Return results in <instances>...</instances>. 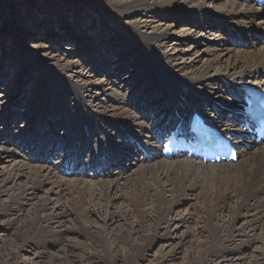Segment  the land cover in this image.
Returning a JSON list of instances; mask_svg holds the SVG:
<instances>
[{
	"label": "rangeland",
	"instance_id": "1",
	"mask_svg": "<svg viewBox=\"0 0 264 264\" xmlns=\"http://www.w3.org/2000/svg\"><path fill=\"white\" fill-rule=\"evenodd\" d=\"M193 1L199 3L210 15L225 10L222 3L224 0ZM127 2L128 0H0V133L8 132L9 138V143L4 144L1 140L3 137H0V264H264V227L253 233L247 231L240 236L231 233L232 236L228 239L227 226L232 224L238 228L246 219L243 215L237 217L232 209L210 213L202 208L200 199L181 197L178 201L170 200L171 212L163 219L150 218L154 216L146 211L145 220L140 222L139 217L128 214L129 206L118 202L123 198V192L114 187L109 190V201L111 195L121 197L118 200L111 198L109 206L105 205L107 201L104 198L99 207L89 206L86 200L78 208L70 202L71 196L66 190L59 195L54 185L43 181L35 186L33 182L37 181L12 170L11 160L16 157L3 149L16 150L21 154L22 160L31 166L44 165V162H37L28 156L35 155L41 159L52 155L53 142L46 139L47 144L46 141H41L36 144V148L30 146L28 149L30 144L27 145L26 134L32 131L34 135H42L44 139L45 131H50L52 127V136L57 135L63 139L64 113L72 121L71 125L76 133L73 136L76 142L74 147H89L86 157L96 161L94 155L99 153L98 140L93 143L97 144L95 151L84 142L86 140L88 144L92 143L93 136L90 141L86 133L81 135L76 118V111H79L76 97L87 98L90 103L88 108L93 107L96 111L99 103L105 107L111 105L110 98L101 96V87H108V83L112 86L110 97H130L134 104L154 91L150 83L139 80L134 54L128 50L122 55L118 52L120 46L113 48L114 32L104 25V20L111 21L114 29L129 32V16L133 11ZM170 12L177 13L172 8ZM192 22L186 19L172 22L173 26L168 31L169 38L162 42L165 44L164 48L157 49L162 54L159 56L166 60L164 69L173 71L175 64L184 62L188 65L191 60L188 56H192L194 51L201 52L199 62L194 63L197 69H201L207 61L202 50L207 48L205 45L214 42L217 26L210 23L202 29L198 25L199 21ZM175 37L177 41L174 40ZM246 41L251 45L253 40L248 38ZM84 46L90 52L92 49H99V56L85 55L81 50ZM190 47H194V50L191 51ZM28 53H33L37 62L28 61ZM232 59L233 56L224 57L229 62ZM227 61L222 62V67ZM187 71L190 69L185 72ZM132 76L131 82L134 83L124 87L123 81ZM56 80L59 81L56 86L58 90L53 88ZM66 80L75 84V94ZM56 91L60 92L59 97L61 96L65 108L58 103ZM43 92L47 97H42ZM213 102L220 105L216 100ZM100 125L108 134L113 129L103 122ZM36 138L39 139L40 136ZM62 142L65 145V141ZM41 146L43 150H39ZM118 146L122 153L127 152L126 146ZM59 153L65 154L64 151ZM71 156L74 161L70 168L62 165L57 175L62 174L66 179H82L79 174L88 176L91 173L92 176V173L99 172L100 175L103 168L108 166L106 163H97L101 168H86L79 166L76 153L72 152ZM49 157L48 162H60L59 156H53V159L52 156ZM137 157L138 153L133 152L129 158V163L132 162L130 165L124 163L123 159L115 167L121 168L125 164L121 171L131 175L136 162L131 159ZM66 167L68 170L65 172L63 170ZM109 170L110 174H117L120 169ZM24 190L26 192L23 194ZM42 205L46 206L49 218L50 214L57 216L54 219L48 218L49 224L46 222L48 226L45 227L40 221L42 214L39 208ZM167 231L170 237L166 236ZM107 234L114 239L112 247H107L104 243L103 237Z\"/></svg>",
	"mask_w": 264,
	"mask_h": 264
},
{
	"label": "bare ground",
	"instance_id": "2",
	"mask_svg": "<svg viewBox=\"0 0 264 264\" xmlns=\"http://www.w3.org/2000/svg\"><path fill=\"white\" fill-rule=\"evenodd\" d=\"M127 3L133 11L129 16V32H122L120 28L114 29L111 21L104 20V25L114 32L113 48L120 46L118 52L122 55L128 50L134 54L137 62L135 70L139 71V80L150 83L154 91L134 104L133 98L130 97H110L112 86L108 83V87H101L103 93L101 96L110 98V108L99 103L96 111L93 107L88 108L90 103L87 98L76 97L79 106L76 118L81 135L83 132L86 133L90 141L93 136L92 143L88 144L85 139L84 142L92 146L95 151L97 144L93 145V143L98 140L99 153L94 155L97 158L96 161L91 160L89 156L86 157L85 153L90 150L89 147L83 146L79 149L74 147L76 142L73 136H76V133L71 125L72 121L64 113L62 114L64 123L62 126L64 125L65 128L63 139L57 135L52 136V133L54 134L51 131L52 127L50 131H45L44 139L42 135H34L32 131L26 134L27 145L30 144L28 149L30 146L36 148L38 142L46 141V139L53 142L52 151L50 150L52 155H46L47 157L44 156L41 159L35 155L28 156L29 159L34 158L37 162L38 160L44 162V165L31 166L22 160L21 154L16 150L3 149L4 152H10L16 157L11 160L12 170L37 181L33 182L35 186L43 181L54 185L59 195L66 190L71 196L70 202L78 208H81L80 206L86 200L89 206L99 207L104 198L107 201L105 205L109 206L111 198L118 200L117 198L121 197L111 195L109 201V190L114 187L115 190L123 192V198L118 202H124L126 206H129L128 214L139 217L140 222L145 220L146 211L154 216L149 215L150 218L156 217L161 220L171 212L172 199L178 201L181 197H193L200 199L202 208L210 213L232 209L237 217L243 215L246 218L238 228L228 223V239L233 233L240 236L247 231L253 233L256 229H263L264 145L252 140L241 125L245 122L242 112L245 95L242 87L256 85L264 90V0H224L222 3L225 10L215 15L207 13L199 3L193 0H128ZM171 8L177 13H171ZM160 11L162 12L159 13ZM179 19L194 23L199 21L198 25L202 29L210 23H215L217 26L214 42L211 45L210 43L205 45L207 48L202 50L208 59L201 69H197L194 65L200 60L201 52L197 51H194L192 56H188L191 58L188 65L185 62L175 64L173 71L163 68L166 60L159 56L161 53L157 49L164 48L165 44L162 42L169 38L168 31L173 26L172 22ZM248 38L253 40L251 45L246 41ZM174 40L177 41L176 37ZM192 48L194 47H190L191 51L194 50ZM81 50L87 56L100 54L99 49H92L90 52L85 46ZM225 56H233L232 61L224 60ZM34 59V54L28 53V61L34 62ZM223 61H227L224 67H222ZM41 63L44 64V62ZM187 69L190 71L185 72ZM54 70L57 69L54 68ZM209 71L212 73H208ZM131 81L133 76L123 81L124 87L131 86L134 83ZM58 82V80L55 81L53 88L57 89ZM65 82L75 94L77 92L75 84L69 80ZM56 92L58 93L56 98H59L58 103L65 108L61 96L59 97L60 92ZM42 97H47L46 93L43 92ZM213 100L220 105L215 104ZM202 119H207L211 122L212 128L219 130L223 136L234 142L237 147V159L234 162L204 163L190 158L185 153L171 155L166 151L168 131L176 128L187 130ZM158 120H160L159 123ZM101 122L113 128L110 129L109 134L100 125ZM3 133L4 131L0 133V137H3L2 143L8 144V132ZM36 136H40V140ZM95 136L98 138L95 139ZM60 139L65 141V145L61 144ZM19 141L23 142V140ZM42 144L45 147L44 143ZM119 144L127 147L126 153L121 152ZM55 146L58 148L54 149ZM39 150H43L42 146ZM60 151H64L65 154L60 155ZM72 152L78 155V160H75L81 163L79 166L92 167V169L101 168L96 165L97 163H106L105 165L108 166L100 172L101 176L99 172L92 173L90 176L89 172L88 176L79 174L82 179L63 178V175H57V172L59 173V167H63L62 165L70 168L74 161ZM133 152L138 153V157L131 159L136 161L134 165L132 164L134 171L133 174L127 175L121 169L125 167V162L129 163ZM49 156H52V159L53 156H59L60 162H48ZM123 159V167H115ZM111 168L120 170L117 174H110ZM68 169L66 167L63 171ZM24 192L26 190L22 191L23 194ZM39 210L42 214L40 221L44 223V227L48 226L49 216L46 214V206L42 205ZM50 216L49 219L57 218L54 214ZM166 236L170 237L168 231ZM103 238L106 246L113 245V237L107 234ZM91 242L88 243L92 245ZM109 254L112 255L111 252Z\"/></svg>",
	"mask_w": 264,
	"mask_h": 264
}]
</instances>
